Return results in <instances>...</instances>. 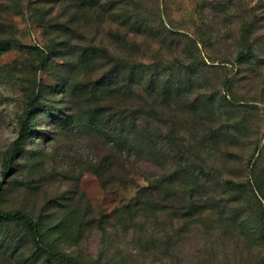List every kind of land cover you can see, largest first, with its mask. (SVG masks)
Masks as SVG:
<instances>
[{"label": "rangeland", "instance_id": "obj_1", "mask_svg": "<svg viewBox=\"0 0 264 264\" xmlns=\"http://www.w3.org/2000/svg\"><path fill=\"white\" fill-rule=\"evenodd\" d=\"M0 189V264H264V0H0Z\"/></svg>", "mask_w": 264, "mask_h": 264}, {"label": "trees", "instance_id": "obj_2", "mask_svg": "<svg viewBox=\"0 0 264 264\" xmlns=\"http://www.w3.org/2000/svg\"><path fill=\"white\" fill-rule=\"evenodd\" d=\"M250 49V46L249 48ZM241 56L245 58L247 54L241 53ZM33 98L29 99L26 107L22 113V115L19 117V130H18V136L13 141L14 146V153L17 154L19 152L18 143L21 137L27 136L29 129H30V123L32 120V113L34 111L33 106ZM178 171H172L167 176L171 180L176 177V173ZM1 191V189H0ZM7 223H14L22 226L30 235V237L33 239V241L39 245L41 242L39 241V227L36 221H34L29 215H27L25 212L21 210H10V211H3L0 210V224H7ZM42 250L43 248H37ZM48 253L47 260L51 261L53 260L56 264H83L76 260L75 258L67 255H63L60 253H56L51 251L50 249L45 250ZM34 255V254H33Z\"/></svg>", "mask_w": 264, "mask_h": 264}]
</instances>
